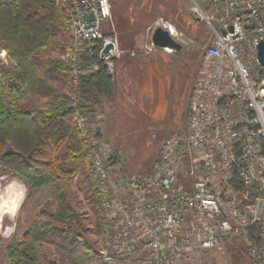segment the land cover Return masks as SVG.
I'll return each instance as SVG.
<instances>
[{
	"label": "built area",
	"instance_id": "built-area-1",
	"mask_svg": "<svg viewBox=\"0 0 264 264\" xmlns=\"http://www.w3.org/2000/svg\"><path fill=\"white\" fill-rule=\"evenodd\" d=\"M23 1L0 0V8ZM57 1L70 25V47L59 58L72 69L74 125L98 179L104 226L96 264H201L200 252L232 241L250 264H264V68L257 58L264 0H205V9L187 0L193 22L210 35L186 125L163 140L147 169L120 176L92 118L78 110L79 79L136 53L108 48L107 0ZM157 27L180 43L167 21L150 34ZM95 50L97 59H84Z\"/></svg>",
	"mask_w": 264,
	"mask_h": 264
},
{
	"label": "rangeland",
	"instance_id": "rangeland-1",
	"mask_svg": "<svg viewBox=\"0 0 264 264\" xmlns=\"http://www.w3.org/2000/svg\"><path fill=\"white\" fill-rule=\"evenodd\" d=\"M107 4L110 13L104 31L106 41L109 34L132 38L141 34L148 41L151 27L162 19L175 28L182 46L179 52L159 53L158 56V78L167 86L166 97L157 103H148L141 114L135 117L123 114L118 108L113 114L114 123L108 124V131L113 138L109 140L108 147L121 165L119 176L137 174L152 164L165 137L184 129L192 86L210 33L205 23L193 22L191 6L187 0H107ZM119 30H126L128 34L122 35ZM141 47H137L138 50ZM125 50L121 48V51ZM2 52L4 54L0 57V65H8L7 53L0 49V54ZM51 55L60 59L61 53L53 52ZM163 66L166 67L163 69ZM49 82L58 94H67L62 80ZM47 101L45 97L27 96L17 106L19 110L28 113L44 109ZM70 143L67 139L57 150L55 145L47 144L49 147L40 148L41 155H34V159L41 163L51 159L60 160ZM13 146L19 148L15 143ZM20 185L27 191L18 213L14 217L0 216V251L4 252L12 242L20 240L32 224L40 227L51 225V230L36 236L38 264L46 261L56 264H96L95 255L89 256L84 263L79 261V233L84 234L85 240L95 251L100 249L103 238L85 174L79 169L71 180H59L54 186L38 190L32 189L15 173L5 174L0 171V201L14 198L21 191ZM67 213L70 215L69 225L72 229L69 234L61 232L59 223L51 219L53 215ZM9 227H14L11 235H3ZM235 243L225 242L219 248L200 252L198 257L201 264H250L243 250Z\"/></svg>",
	"mask_w": 264,
	"mask_h": 264
},
{
	"label": "trees",
	"instance_id": "trees-1",
	"mask_svg": "<svg viewBox=\"0 0 264 264\" xmlns=\"http://www.w3.org/2000/svg\"><path fill=\"white\" fill-rule=\"evenodd\" d=\"M195 1L206 8L207 3H202L205 0ZM119 33L128 34L126 30ZM70 42L68 15L57 0H25L16 7L0 8V49L6 51L9 61L8 65H0V171L15 173L32 189L39 190L54 186L59 180H71L80 169L85 174L102 234L104 223L99 210L98 179L90 164L88 143L80 139L74 125L72 69L51 55L67 52ZM84 59H97L96 50ZM54 79L62 80L67 94L56 92L49 82ZM78 90L83 97L78 110L91 116L99 105V97H111L113 77L101 65L95 74L79 79ZM27 96L45 97L48 101L44 109L27 113L17 106ZM67 139L71 143L62 159H51L47 163L34 159V155H41L40 148L53 144L57 150ZM13 143L19 148L15 149ZM51 219L59 223L61 232L72 231L68 213L53 215ZM51 229V225L29 226L20 240L5 249L9 264H38L36 236ZM77 238L81 246L79 261L84 263L89 256H97L84 234L79 233ZM44 264L56 263L46 261Z\"/></svg>",
	"mask_w": 264,
	"mask_h": 264
},
{
	"label": "crops",
	"instance_id": "crops-1",
	"mask_svg": "<svg viewBox=\"0 0 264 264\" xmlns=\"http://www.w3.org/2000/svg\"><path fill=\"white\" fill-rule=\"evenodd\" d=\"M150 36L147 41L141 34L136 38L116 36L115 34L110 36L109 34L108 40H105L108 48L119 50L123 48L126 49L124 52L136 53L134 57L123 55L114 60L109 67L104 66L113 77L114 90L110 98L99 97V105L94 108V113L90 117L95 123L96 131L100 133V138L105 139L107 146L109 140L113 139L108 131V124L114 123L116 109L120 108L123 114L135 117L141 114L142 109L147 107L148 103H157L167 95V86L161 83L158 78V64L160 63L158 56L159 53L165 52L157 48L148 49L152 47ZM137 47H141V49L138 50ZM111 156L113 162L119 164L117 158ZM5 249L4 252L0 251V264H9Z\"/></svg>",
	"mask_w": 264,
	"mask_h": 264
},
{
	"label": "water",
	"instance_id": "water-1",
	"mask_svg": "<svg viewBox=\"0 0 264 264\" xmlns=\"http://www.w3.org/2000/svg\"><path fill=\"white\" fill-rule=\"evenodd\" d=\"M150 43L157 49H170L174 52L182 50L180 43L174 41L167 31L161 27H157L150 36ZM257 58L260 65L264 68V43H259L257 46Z\"/></svg>",
	"mask_w": 264,
	"mask_h": 264
},
{
	"label": "clouds",
	"instance_id": "clouds-1",
	"mask_svg": "<svg viewBox=\"0 0 264 264\" xmlns=\"http://www.w3.org/2000/svg\"><path fill=\"white\" fill-rule=\"evenodd\" d=\"M20 188L21 191H19L14 198L0 201V216L8 215L10 217H14L18 213L27 191L23 185H20ZM13 231L14 227H9L4 230L3 235L10 236Z\"/></svg>",
	"mask_w": 264,
	"mask_h": 264
},
{
	"label": "bare ground",
	"instance_id": "bare-ground-1",
	"mask_svg": "<svg viewBox=\"0 0 264 264\" xmlns=\"http://www.w3.org/2000/svg\"><path fill=\"white\" fill-rule=\"evenodd\" d=\"M0 224H1V217H0Z\"/></svg>",
	"mask_w": 264,
	"mask_h": 264
}]
</instances>
